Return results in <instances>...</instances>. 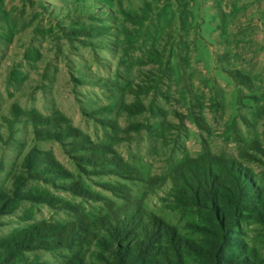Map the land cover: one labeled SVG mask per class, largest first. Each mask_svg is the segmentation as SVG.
Masks as SVG:
<instances>
[{"label": "rangeland", "instance_id": "1", "mask_svg": "<svg viewBox=\"0 0 264 264\" xmlns=\"http://www.w3.org/2000/svg\"><path fill=\"white\" fill-rule=\"evenodd\" d=\"M68 128L75 137L41 136ZM82 138L112 145L134 176L81 171L71 144ZM30 150L72 178L33 176ZM206 156L264 186V0H0V238L74 219L26 194L80 204L92 219L125 205L103 184L126 185L131 201L195 238L186 225L196 215L163 199L178 167ZM72 181L110 202L71 194ZM241 237L264 260L263 228L242 223ZM75 251L25 256L66 264Z\"/></svg>", "mask_w": 264, "mask_h": 264}, {"label": "trees", "instance_id": "2", "mask_svg": "<svg viewBox=\"0 0 264 264\" xmlns=\"http://www.w3.org/2000/svg\"><path fill=\"white\" fill-rule=\"evenodd\" d=\"M77 32L82 31H73ZM76 134L68 128L61 133L45 131L41 136L59 140ZM71 145L72 151L83 152L74 157L83 172H88L87 166L98 174L129 179L134 176L110 144H92L82 138ZM24 165L38 178L45 173L52 175L47 179L51 181L72 178L49 153L30 150ZM103 186L123 199L125 205L114 210L110 204L109 212L95 219L80 204L73 205L48 193L24 195L34 202L61 204L74 219L67 223L41 222L0 238V264H27L25 254L39 250L74 249L66 264H264L260 254L241 237L242 223L252 222L264 230V186H259L252 172L239 163L209 156L189 159L170 177L163 201L171 211L196 215L197 220L186 225L195 238L180 234L143 203L131 201L126 185ZM63 187L76 196L110 202L80 181ZM6 206L0 204V215L9 211Z\"/></svg>", "mask_w": 264, "mask_h": 264}]
</instances>
